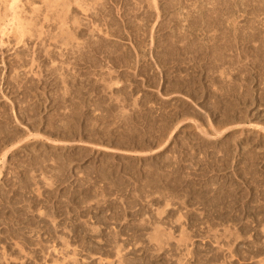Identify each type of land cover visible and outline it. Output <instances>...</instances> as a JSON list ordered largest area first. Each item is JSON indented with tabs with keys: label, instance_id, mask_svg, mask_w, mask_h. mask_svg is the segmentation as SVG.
Returning a JSON list of instances; mask_svg holds the SVG:
<instances>
[{
	"label": "rangeland",
	"instance_id": "374dc122",
	"mask_svg": "<svg viewBox=\"0 0 264 264\" xmlns=\"http://www.w3.org/2000/svg\"><path fill=\"white\" fill-rule=\"evenodd\" d=\"M0 264H264V0H0Z\"/></svg>",
	"mask_w": 264,
	"mask_h": 264
},
{
	"label": "bare ground",
	"instance_id": "6f19581e",
	"mask_svg": "<svg viewBox=\"0 0 264 264\" xmlns=\"http://www.w3.org/2000/svg\"><path fill=\"white\" fill-rule=\"evenodd\" d=\"M3 160H4V158H3Z\"/></svg>",
	"mask_w": 264,
	"mask_h": 264
}]
</instances>
